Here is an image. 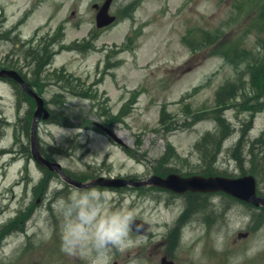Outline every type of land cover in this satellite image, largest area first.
Returning a JSON list of instances; mask_svg holds the SVG:
<instances>
[{
  "label": "rangeland",
  "instance_id": "obj_1",
  "mask_svg": "<svg viewBox=\"0 0 264 264\" xmlns=\"http://www.w3.org/2000/svg\"><path fill=\"white\" fill-rule=\"evenodd\" d=\"M103 2L0 0L9 39H0V69L22 72L45 102L50 118L37 126L43 156L79 181L252 175L264 194V78L245 74L264 54V0L259 7L256 0H112L117 20L99 30L92 6ZM207 30L225 44H211ZM54 38L51 64L31 73L23 52L41 42L51 48ZM35 109L0 79V264H93L91 255L62 250L58 209L77 190L55 176L45 190L48 181L28 160ZM248 141H256L254 157ZM100 191L111 209L149 225L146 237L130 232L134 261L125 245L110 251L109 264H264L263 209L221 193Z\"/></svg>",
  "mask_w": 264,
  "mask_h": 264
},
{
  "label": "clouds",
  "instance_id": "obj_2",
  "mask_svg": "<svg viewBox=\"0 0 264 264\" xmlns=\"http://www.w3.org/2000/svg\"><path fill=\"white\" fill-rule=\"evenodd\" d=\"M58 211L63 217L62 250L91 255L93 264H109L110 251L126 245L134 223L129 210L111 209L107 193L94 187L74 191Z\"/></svg>",
  "mask_w": 264,
  "mask_h": 264
},
{
  "label": "water",
  "instance_id": "obj_3",
  "mask_svg": "<svg viewBox=\"0 0 264 264\" xmlns=\"http://www.w3.org/2000/svg\"><path fill=\"white\" fill-rule=\"evenodd\" d=\"M109 5H110V1L107 0L104 3V5L100 8L99 12L97 13L96 20H97V27L99 28L109 25L115 19L114 17H109L107 14ZM0 77H7V78L14 80L32 99H34L36 103V110L33 114V120H32V132H31L32 157L36 162L48 166L49 169L60 172L59 165L51 164L45 161L41 157V154L38 150V147L35 141L36 123L40 119H47L49 116V113L44 108L43 100L39 96H37L15 72L8 71V70H1ZM99 127L113 137V134L109 130L101 126ZM69 183H71L72 185L78 188H87V187H91L94 185L120 187V186H124L127 184H132L134 186H143L147 184H152V185L160 186L165 189H169L176 193H183L187 190L199 191L203 193L222 191L228 195L233 196L234 198L238 200L252 203L255 206H259V205L264 206V200L255 195V181L253 177L251 176H244L238 179H227V178L204 179L200 177L181 179L175 175H170L166 179H160V178L154 177L143 183H131V182H125V181L107 182L102 179L93 181L92 183H89L86 185H82L74 181H69ZM132 228L137 232L144 233L146 226L139 222H134L132 224Z\"/></svg>",
  "mask_w": 264,
  "mask_h": 264
},
{
  "label": "trees",
  "instance_id": "obj_4",
  "mask_svg": "<svg viewBox=\"0 0 264 264\" xmlns=\"http://www.w3.org/2000/svg\"><path fill=\"white\" fill-rule=\"evenodd\" d=\"M256 2H257L256 6L259 7V0H256ZM256 26H257V31L259 32V19L256 21ZM203 33H205V35L209 37V41L211 44L214 45L217 43L218 44V45H216L217 48L221 45L218 42V38L221 37V34L219 33V31H217L215 33H210V32L205 31ZM0 39H4V40L8 39V35L3 34L1 32V30H0ZM222 44H225V43H222ZM37 48H38V51H35V49H37ZM37 48L34 47V48L27 49L25 51V59H26V61H28V63L30 65H32L34 63L37 70H39L42 66L46 65L50 61L54 52L48 48V44L46 46H42V47L40 45H38ZM263 62H264V54L261 56V58L259 60V64L255 65V66H250L247 68L245 74L250 77V81L252 80V82H254V80H256V81H258V80L262 81L263 80V78H264V64H263ZM3 64H5V63H3ZM6 66H8V65H6ZM231 87H233V84L232 85L226 84V86L223 88L227 89V88H231ZM15 90L18 94L22 93V92H20L18 87H15ZM231 90H229V92ZM262 110H263V108L261 107V109H259V112ZM254 148H255L254 145L250 144L249 153H250L251 157H254V155H253V149Z\"/></svg>",
  "mask_w": 264,
  "mask_h": 264
},
{
  "label": "bare ground",
  "instance_id": "obj_5",
  "mask_svg": "<svg viewBox=\"0 0 264 264\" xmlns=\"http://www.w3.org/2000/svg\"><path fill=\"white\" fill-rule=\"evenodd\" d=\"M158 226L159 227H162L163 226V223H158ZM157 244V243H156ZM135 246H137V244H131L130 242H129V240H128V242L126 243V250L128 251V253H130V255H129V261H134V257H135V255L136 254H138V250H139V248L137 249V251H136V247ZM155 246V245H154ZM153 247H151L150 249H152ZM134 253H136V254H134ZM132 254V255H131Z\"/></svg>",
  "mask_w": 264,
  "mask_h": 264
}]
</instances>
